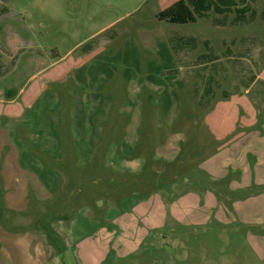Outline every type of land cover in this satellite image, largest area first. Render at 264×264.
Instances as JSON below:
<instances>
[{"label": "rangeland", "instance_id": "1", "mask_svg": "<svg viewBox=\"0 0 264 264\" xmlns=\"http://www.w3.org/2000/svg\"><path fill=\"white\" fill-rule=\"evenodd\" d=\"M177 1L0 0V129L29 157L12 208L0 150V264H264V2L245 24L159 22ZM157 73L179 98L167 114ZM35 111L55 155L11 130Z\"/></svg>", "mask_w": 264, "mask_h": 264}, {"label": "trees", "instance_id": "2", "mask_svg": "<svg viewBox=\"0 0 264 264\" xmlns=\"http://www.w3.org/2000/svg\"><path fill=\"white\" fill-rule=\"evenodd\" d=\"M260 0H239V4L234 0H179L173 5L169 6L162 12L156 15V18L159 22H165L168 24L174 25H188L195 24L197 20L203 19L208 16L210 12H213L217 15H228L230 13L235 14L233 23L234 24H245L249 23L248 20H252L254 18V11L251 10V4L258 2ZM264 2V0H262ZM261 18L264 19V11L261 12ZM195 44L194 39L192 38H183V39H173L171 40L172 48L183 49V47H191ZM197 63L200 64L203 70L209 71L208 75L204 78L201 75H197V78L204 80L202 92L199 96L198 104L202 108H206L211 100L214 98V90L213 85L217 84L216 79L218 72L214 69L216 64L218 63V57L214 54V52L209 51L204 55H200L197 58ZM9 70V68L7 69ZM81 76V73H79ZM127 74L128 80L133 79L132 74ZM159 73L156 74H148L147 80L150 83L156 85H163L162 92V110L164 114H167L171 108L179 102V98L171 93L168 88L164 85L163 80L158 77ZM132 77V78H131ZM171 77V76H170ZM170 77H168L170 79ZM81 80L84 81V78L80 77ZM131 78V79H130ZM264 93V91H263ZM229 94H225L224 96H228ZM56 105V104H55ZM41 118L40 114H37L36 111L30 115L25 116L21 120L13 121L11 124V130L15 128H31L33 131L35 130L39 134V142L38 148L40 151L44 153H48L50 155H55L54 149H59V143L56 137L55 132L52 130V123L47 122L46 128H43L45 131V135L42 134V129H36V125H38V120ZM43 119H41L42 121ZM49 138L52 143V147L46 144L47 139ZM11 132L5 129H0V150L3 149L6 145H8L11 150L9 151L7 157L5 158L2 164L1 177L4 183L5 189L10 190V194L5 196L7 202L14 207V203L10 201L11 196L19 191L20 185H18V178H22L25 173H22V165L21 161L28 159L29 157L26 155V148L21 146L20 143H12L11 141ZM21 146V147H20ZM26 155V156H25ZM40 172V170L36 169ZM40 175V174H39ZM29 186L35 188V191L41 193V184H39V180L36 175L30 173L28 178ZM12 203V204H11ZM12 207V208H13Z\"/></svg>", "mask_w": 264, "mask_h": 264}, {"label": "crops", "instance_id": "3", "mask_svg": "<svg viewBox=\"0 0 264 264\" xmlns=\"http://www.w3.org/2000/svg\"><path fill=\"white\" fill-rule=\"evenodd\" d=\"M191 196H193V195H192V194H190V197H191ZM188 197H189V196H188ZM233 205H235V204H233Z\"/></svg>", "mask_w": 264, "mask_h": 264}]
</instances>
